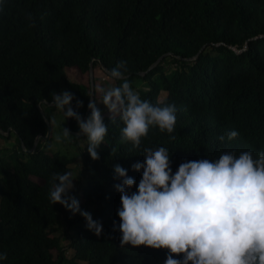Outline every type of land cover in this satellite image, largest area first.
<instances>
[{
    "label": "trees",
    "instance_id": "obj_1",
    "mask_svg": "<svg viewBox=\"0 0 264 264\" xmlns=\"http://www.w3.org/2000/svg\"><path fill=\"white\" fill-rule=\"evenodd\" d=\"M121 61L142 100L175 106V131L150 126L134 147L122 138L120 115L104 116L108 131L94 161L70 119L79 153L54 151L51 93L70 92L71 107L88 118L91 64L110 77ZM71 68L86 78L71 80ZM110 79L103 89L123 83ZM0 128L9 132L0 138L15 139L0 149V253L7 255L0 264H165L166 249L121 246L114 168L127 170L136 192L142 171L133 165L145 148H167L173 174L184 162L228 152L256 159L264 151V0H0ZM233 130L238 136L228 140ZM65 171L78 178L70 195L102 223L99 236L79 213L51 202L52 177ZM60 224L75 234L65 245Z\"/></svg>",
    "mask_w": 264,
    "mask_h": 264
},
{
    "label": "clouds",
    "instance_id": "obj_2",
    "mask_svg": "<svg viewBox=\"0 0 264 264\" xmlns=\"http://www.w3.org/2000/svg\"><path fill=\"white\" fill-rule=\"evenodd\" d=\"M126 71L124 61L111 69L110 77L123 83L101 88V101L90 99L86 120L71 107L74 97L70 92L51 93L52 106L77 122L78 135L86 137L87 151L94 161L99 159L97 149L108 131L97 104L120 115L125 124L122 138L134 147L140 146L150 126L169 134L175 131V106L156 107L142 100L127 80ZM44 103L48 104L47 100ZM81 107L82 102L76 101V109ZM63 135L71 136L66 129ZM237 136L233 130L228 140ZM170 156L165 147L144 149L143 162L133 165L134 171H142L136 192L130 191L136 182L127 170L115 166L116 177L122 181L115 186L122 205L117 211L121 246L166 249L165 264H264V151L256 159L251 152L239 156L228 152L216 160L184 162L175 174ZM77 179L71 172L55 173L51 202L73 215L79 213L88 230L99 236L102 223L82 211L79 201L70 195ZM4 260L7 255L0 253V261Z\"/></svg>",
    "mask_w": 264,
    "mask_h": 264
},
{
    "label": "rangeland",
    "instance_id": "obj_3",
    "mask_svg": "<svg viewBox=\"0 0 264 264\" xmlns=\"http://www.w3.org/2000/svg\"><path fill=\"white\" fill-rule=\"evenodd\" d=\"M95 91H96V101L99 103L101 101V93L100 89L103 88V85H110L112 80L110 77L106 74V72L102 69V67H98L95 71ZM67 76L73 80L76 81L78 78L85 79V75H81V73L76 68H71L67 71ZM164 95V94H163ZM97 107L102 113V117L104 116H111L112 114L109 113L108 109L103 104H97ZM54 121L52 124V141H51V147L54 151L60 150L62 154H70L73 157H77L78 150L75 147L73 137L68 136L65 137L63 135V127L65 120L67 122V119L64 117L63 113L56 108V110L53 113ZM66 129V126H65ZM67 130V129H66ZM70 133V132H69ZM1 134V133H0ZM59 137V139H58ZM84 144V142H82ZM15 145V139L7 140L5 138H0V149H3L4 147H12ZM75 164H71L70 167L75 169ZM76 198V197H75ZM57 235L62 237V244H67L66 238H69L72 235H75L74 232L69 231L66 233V227L63 224H60V228L57 230ZM65 237V238H64Z\"/></svg>",
    "mask_w": 264,
    "mask_h": 264
},
{
    "label": "water",
    "instance_id": "obj_4",
    "mask_svg": "<svg viewBox=\"0 0 264 264\" xmlns=\"http://www.w3.org/2000/svg\"><path fill=\"white\" fill-rule=\"evenodd\" d=\"M160 61V59L153 65V66H151L150 68H149V70H151L152 68H154L156 65H157V63ZM101 67H103L102 69L105 71V72H107V69L102 65ZM89 76H90V82H91V94H90V99L91 98H94L95 99V84H94V71H93V67H92V64H91V68H90V74H89ZM88 111H89V109H88ZM43 116L45 117V114L43 113ZM45 119H46V117H45ZM85 120L87 119V116H85V118H84ZM46 122H47V124L49 125V122H48V120H46ZM66 129L68 130V131H70V119H67V122H66ZM10 131V130H9ZM0 133H2V134H8L9 132H6V133H4L2 130H1V128H0ZM50 133V130L48 131V134ZM78 133L79 132H73V134L75 135V136H80V135H78ZM39 137H42V135H39ZM38 137V138H39ZM38 138L35 140V143H34V146H33V148L30 150V151H33L35 148H36V146H37V144H38ZM23 145V148H25V146H24V144H22Z\"/></svg>",
    "mask_w": 264,
    "mask_h": 264
}]
</instances>
